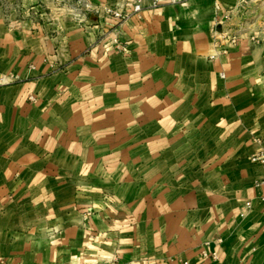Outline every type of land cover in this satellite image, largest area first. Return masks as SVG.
<instances>
[{"label":"crops","instance_id":"crops-1","mask_svg":"<svg viewBox=\"0 0 264 264\" xmlns=\"http://www.w3.org/2000/svg\"><path fill=\"white\" fill-rule=\"evenodd\" d=\"M135 2L0 0V262L264 264V2Z\"/></svg>","mask_w":264,"mask_h":264},{"label":"built area","instance_id":"built-area-1","mask_svg":"<svg viewBox=\"0 0 264 264\" xmlns=\"http://www.w3.org/2000/svg\"><path fill=\"white\" fill-rule=\"evenodd\" d=\"M152 1H153L154 6H159L160 4L163 3V1H169V2H173V3L177 2V0H152ZM143 2H144V0H136V2L132 8L126 9L124 11L113 10L111 14L113 15V17L115 19H117L118 21H121L125 18H128L129 16H131L133 14L140 13L144 8ZM231 17H232V14L230 12H226L224 14L222 20L227 21V20L231 19ZM222 37L225 38V40H227V47L224 49V52H227L231 46L237 44L239 42V39H240V35L238 33H233V34L224 33ZM252 39L256 42L260 41L257 36H253ZM31 98H33V97H31ZM251 161L258 163L264 167V148L261 149L260 151H258L257 153H254L251 156ZM262 183H264V178L262 181L258 182V185H260ZM247 206H251V202H248ZM214 257L215 258L217 257L216 252H214ZM0 264H4V262L2 261V262H0ZM108 264H113V263L111 262ZM185 264H187V263H185Z\"/></svg>","mask_w":264,"mask_h":264},{"label":"rangeland","instance_id":"rangeland-1","mask_svg":"<svg viewBox=\"0 0 264 264\" xmlns=\"http://www.w3.org/2000/svg\"><path fill=\"white\" fill-rule=\"evenodd\" d=\"M262 1L264 2V0ZM251 15L257 16L255 19L251 20L255 23L256 31L264 33V10L260 11L259 9H256L255 11H252ZM258 18L259 21H257Z\"/></svg>","mask_w":264,"mask_h":264}]
</instances>
